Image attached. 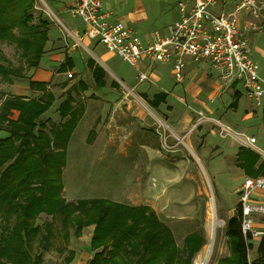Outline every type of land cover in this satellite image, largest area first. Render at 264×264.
I'll return each mask as SVG.
<instances>
[{"label":"rangeland","instance_id":"obj_1","mask_svg":"<svg viewBox=\"0 0 264 264\" xmlns=\"http://www.w3.org/2000/svg\"><path fill=\"white\" fill-rule=\"evenodd\" d=\"M130 1L134 5L136 2L142 4L148 14L147 21L143 25L146 24L147 29L153 31L171 22V17L176 14L180 0ZM223 1L220 0L213 10L221 12ZM260 1L264 3V0ZM226 2H228L227 10L233 7L238 0H226ZM261 13L259 17L253 19L264 27V8ZM37 14H41L48 19L50 24L52 23V14L48 11L44 0H37ZM79 20L82 21V19ZM54 23L59 26L57 22ZM250 36V46L253 50L258 48L263 52L255 53L254 51V58L264 68V31ZM63 48L65 47L60 46V43L58 47L47 45L40 66L27 70L23 77L14 78L13 83L1 82L0 106L7 95L37 97L40 93L30 88V80L49 82V88L55 93L56 100L43 119L47 120L51 128L53 123L61 122L59 107L68 97L67 90L71 88L72 96L76 100L75 106L80 110V118L70 139L67 162L63 168L64 196L70 201L80 198L105 197L128 204L150 205L173 229L181 248L184 246V239L188 233L203 229L206 243L196 254L194 264H197L200 253L209 243L212 200H214L218 233L215 252L210 264H218L223 257L232 258L233 244L226 235V224L227 217L239 203L237 191L240 186H236L237 174H216L210 166L218 170L216 166L223 164L220 154L215 152V155L207 159L203 155L199 157L196 150L190 148L189 142L192 140L197 147L196 144L201 140L202 143L206 141L197 131L201 128V113L207 117L216 116L218 113L227 121L231 119L228 116L229 113H233L235 119L238 118V115H235L236 110L229 106L231 98L228 87L224 86L221 92L213 98L214 102L210 105L212 106L210 110L215 114L203 108L201 110L190 109L189 112L193 118L191 127L180 135L170 136V128L166 125L162 112L159 109H153L138 93L146 88L150 80L139 83V70L136 67L118 56L106 61L116 75L123 78L128 85H137L138 92L130 91L129 96L127 95L129 90L121 87L123 84L115 75L110 76L111 79L118 81L121 85L113 86L112 91H116L118 95L109 94L93 86L85 89L79 83L81 80L88 82L87 76L89 75L85 77L75 71L60 73L57 70L62 62L60 54L64 53ZM0 49L14 64H19V53L13 45L0 43ZM101 49L104 52L108 50L105 45H102ZM55 53L59 56L54 59L55 63H52L51 56ZM97 54L102 53L97 52ZM163 67L165 66L156 64L153 70H161ZM51 71L52 76L45 75V72L50 75ZM169 71L168 68L164 69L167 76ZM262 72L264 74V70ZM70 73L73 76H70ZM169 85L177 95L182 96L181 101L185 104L171 98L161 105L165 108L164 113L167 114L168 110L176 109V115L183 116V113L189 109L191 100L183 93L182 84H178L175 79L169 81ZM212 90L209 83L205 84L202 96L207 102L208 93ZM149 92V99H154L157 91L151 89ZM243 111L244 114L248 112L246 108ZM225 120L221 119L223 122ZM250 122L251 128L264 127V112L255 111ZM160 123L163 125L160 128L153 127L154 124L159 126ZM213 128L217 129L216 126ZM91 132H93L92 135H90ZM253 133L259 139L258 144L264 147V131H248V134ZM1 135H7V133L2 131ZM218 135L221 136L219 127ZM220 138L218 137V140ZM146 141L151 146L149 151L141 146ZM234 162L233 159L231 163L234 165ZM226 165L229 164L226 163ZM50 218L49 215L42 214L38 222L43 223ZM256 223L257 227L264 225V216H259ZM93 232L94 226L92 225L83 230L81 238L72 236L68 248L75 250L76 255L71 263L67 260L69 250L64 247L66 249H63L64 251L53 248L45 252L43 264H85L94 254L90 245ZM253 240L254 245H257L260 238ZM255 254V250L252 249L250 258L253 259Z\"/></svg>","mask_w":264,"mask_h":264},{"label":"trees","instance_id":"obj_2","mask_svg":"<svg viewBox=\"0 0 264 264\" xmlns=\"http://www.w3.org/2000/svg\"><path fill=\"white\" fill-rule=\"evenodd\" d=\"M49 31L48 19L37 14V0H0V43L13 45L19 53V64H14L0 49V85L40 66ZM68 63L58 71H68L72 67ZM90 65L96 86H105L104 70ZM29 85L40 93L37 97L7 95L0 106V264H43L45 252L68 248L73 235L81 238L92 225L94 254L86 264H194L206 243L203 229L188 233L181 248L173 229L150 205L105 197L70 201L64 196L63 168L80 110L69 88L59 107L61 122L49 128L43 117L56 95L49 82L30 80ZM79 85L89 88L83 80ZM163 100L164 94H156L153 103ZM259 159L246 148L238 153L240 165L251 177L264 173L263 164L255 168ZM42 214L51 218L39 223ZM241 216L238 203L226 224L233 257H223L218 264H264V235L254 245V238L242 231ZM75 255L70 249L69 263Z\"/></svg>","mask_w":264,"mask_h":264},{"label":"built area","instance_id":"obj_3","mask_svg":"<svg viewBox=\"0 0 264 264\" xmlns=\"http://www.w3.org/2000/svg\"><path fill=\"white\" fill-rule=\"evenodd\" d=\"M220 0H180L177 20L156 30L144 42L132 27L121 21L111 22L104 10L103 0H77L76 16L87 25L86 35L98 40L116 56L138 68L144 58L153 63L174 61V78L177 83L186 79V58L197 62H209L226 84L242 83L247 98L261 107L264 103V74L250 52L249 35L263 32L262 24L254 19L241 24L245 12L253 18L259 17L264 8L260 0H238L231 11L216 12L213 9ZM70 76H73L70 73ZM148 79L145 72L138 75L139 82ZM202 114V121L214 122L220 127V135L235 136L243 145L252 147L262 154L245 133L236 132L231 126L218 119ZM256 190L264 191V173L259 177L246 176L238 189L241 209V226L246 237L261 238L264 229L257 227V215L264 214V206L253 204L252 195Z\"/></svg>","mask_w":264,"mask_h":264},{"label":"crops","instance_id":"obj_4","mask_svg":"<svg viewBox=\"0 0 264 264\" xmlns=\"http://www.w3.org/2000/svg\"><path fill=\"white\" fill-rule=\"evenodd\" d=\"M44 1L47 5L48 11H50V13L52 14V17H51L52 23L50 24V31H49L50 39L47 45L58 47V43H60V46L62 45V47H65L63 48L64 53L60 54L62 58L61 64L65 62H69L68 65L72 66V67H69L68 71L66 72L75 71L76 73L80 74V76L83 75L85 77L89 75L87 76L88 82H85V83H87L90 87L93 86L97 88L98 90L109 92V94L116 93L118 95L116 91L115 92L112 91V88L113 86L118 87L121 84L118 81L111 79L110 76L115 75L117 78L119 77L116 75L115 71H113L107 65V62H106L107 59L109 60L112 57H115L116 55L110 52L109 50H107V52H104L101 49V46L103 44H101L98 40L90 39L86 35L87 25L85 24L83 20H82L83 22L79 20L81 18L76 16L74 13V8L76 6L77 0H44ZM103 2H104V10L106 11V13H108L109 20L111 22L121 21L125 23L127 26L134 28L135 30L138 31V33L140 34L144 42H147L151 38V35L154 31L163 30L168 25L173 24L178 18V8H177L176 14L173 15V17H171L170 23L163 26L161 29H155L152 31V30L147 29L146 24L143 25L147 21L148 14L145 12L142 4H137L136 2V4L134 5L130 0H103ZM227 5H228V2L224 0L222 2L221 10H226ZM233 7L231 6L227 8L226 11H231ZM252 19H253V16L248 15L247 13H244L241 15V24L244 25L245 23L249 22ZM54 22H57L59 26L56 25ZM255 34L256 33H252L250 35L255 36ZM249 42H250V39H249ZM254 51L255 53H263L260 49L257 48L256 50L255 49L253 50L252 46H250V52L253 58L255 57ZM97 52H100L102 54L98 55ZM58 56L59 54H56V53L51 56L52 63H55L54 59H56ZM91 63H93L94 67L99 66L104 70L105 75H106L105 76V80H106L105 86L100 87V88L96 86L94 74L92 70V65H90ZM156 64H161V65H164L165 67H163V69L161 70L156 69L154 71L153 67ZM156 64L151 62L147 58H144L140 66L137 68L139 70V73L145 72L148 76L147 80H150L149 81L150 83L147 84L146 88L141 90V92H138L136 90L137 85L130 86L125 82L123 78H119V80L123 84V86L121 85V87H123L126 90H129L127 93L128 96L130 95L131 92L136 91L140 94L142 98H144L148 102V104L153 109H159L162 112L165 118V123L170 128V132H171L170 136L171 135L176 136L175 134L180 135L181 133L186 132V130L191 127L192 125L191 120L193 118L191 117V114L189 112L190 109L197 110L198 108L199 110H201L203 108L206 111H209L211 114H215V113H212V111L210 110V108L212 107L210 105L213 104L214 102L213 98L215 97V95L219 94V92H221V90L223 89L224 86H226V84L223 82V80L219 76V73L212 68L209 62H206V61L197 62L193 60L192 58H186V70H185L186 79L183 83H178V84H182L183 91H184L183 93L186 96H188V98L191 100V105L189 104L188 106L189 109L183 113V116H179V117L177 116L179 114L176 115V111H177L176 109H173L172 111L168 110L169 113L165 114L164 113L165 108L161 106L167 100L169 99L171 100V98L181 101L182 96L177 95L173 91L174 89L171 88L169 85V81L171 82L173 81V79H175L174 78V61H171L165 64L163 63H156ZM166 68L170 70L168 76L166 73H164V69ZM263 70L264 68L260 66V72H262ZM66 72H60V73H66ZM45 75L52 76L53 72L50 73V75L48 72H45ZM114 82H117L118 85H114L113 84ZM139 83H143V82H139ZM207 83H209V86L213 88V90L210 93H208L209 95L208 102L205 99H203L204 96H202V93L205 90V84ZM227 87H228V92L230 93L229 96L231 98V102H229V106H231L233 109L236 110L235 115L237 114L238 118L235 119L233 116L234 115L233 113H229L228 115L231 118L230 121L225 120V118H222L223 116H221V114H218V113L216 114V116H210V117L214 119H218L220 121L221 119H224L225 122L223 121L221 122L231 126L236 132L247 134L250 137V139L254 142V144L258 148L264 151V147L258 144L259 139L257 135L255 133L248 134V131H251V132L256 131V130L264 131V127L260 129L258 128L255 129L249 126L250 125L249 123H251L250 120L253 118L255 111H259L260 113L264 112V103L261 107H258L255 104H252L251 101L246 96L245 89L242 83L239 81H235L232 85L227 86ZM151 89H155L157 91L154 95V99L152 100H150L148 97V93H150L149 91ZM156 94L165 95V100H163L161 103L157 105L153 103V101L155 100ZM181 102L184 103L183 101ZM117 106L118 105H116V107ZM167 106L169 107V105ZM116 107L115 109H117ZM244 108L248 110L246 114H244V111H243ZM208 122L209 121L201 122L200 123L201 128L197 130L199 131V133H201V136L206 141L202 143L203 141L201 140L198 144H196L197 147H195L194 142L192 140H189L190 148L191 149L193 148L194 150H196L199 157L203 155L206 159L209 158V156L211 155H215L214 154L215 152L219 153L223 164L221 166H216L218 170H216L215 167L213 166H210L211 169L216 174H225V175H236L237 174V177H236L237 185L236 186H241L244 182L245 177L250 176L249 173L246 172L245 168L240 165V162L238 160V153L241 150V148H246L260 156L258 163L255 165L256 169H259V167L262 164L264 165V157L262 156L261 153H259L252 147L243 145L233 135L229 134L225 137L219 136L218 135L219 126H217L214 122H209L211 124H209ZM160 126H163L162 123H160L159 126H156L154 124L153 127L158 129L160 128ZM213 126H216L217 129L213 128ZM218 137L219 138L221 137L220 140H218ZM141 146L145 147L146 151H149L151 147L148 141H146ZM208 146H209V149H208ZM233 159L235 161L234 165L231 163ZM225 162L229 165H226ZM261 175L262 174H260L259 176ZM252 203L264 206V191L263 190H256L253 193ZM236 208L237 206L232 211V213L227 217L228 219L235 215ZM259 216H264V214H258L257 218ZM260 226L258 228L264 229L263 224ZM89 260H87L86 263Z\"/></svg>","mask_w":264,"mask_h":264},{"label":"bare ground","instance_id":"obj_5","mask_svg":"<svg viewBox=\"0 0 264 264\" xmlns=\"http://www.w3.org/2000/svg\"><path fill=\"white\" fill-rule=\"evenodd\" d=\"M217 233H218V219L215 212V203L214 200H212V215L210 220L209 243L200 253L197 259V264L211 263L216 248Z\"/></svg>","mask_w":264,"mask_h":264}]
</instances>
